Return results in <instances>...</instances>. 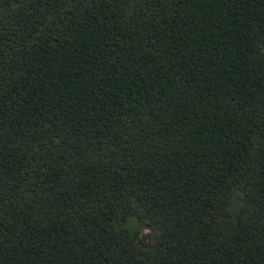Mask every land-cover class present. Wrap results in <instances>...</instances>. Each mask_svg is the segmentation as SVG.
Segmentation results:
<instances>
[{"label":"trees","instance_id":"obj_1","mask_svg":"<svg viewBox=\"0 0 264 264\" xmlns=\"http://www.w3.org/2000/svg\"><path fill=\"white\" fill-rule=\"evenodd\" d=\"M0 264H264V0H0Z\"/></svg>","mask_w":264,"mask_h":264}]
</instances>
